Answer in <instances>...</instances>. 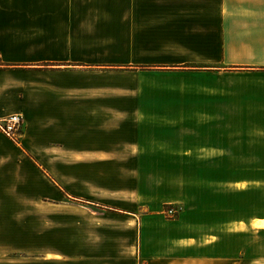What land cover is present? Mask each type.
Segmentation results:
<instances>
[{"label":"crops","instance_id":"obj_1","mask_svg":"<svg viewBox=\"0 0 264 264\" xmlns=\"http://www.w3.org/2000/svg\"><path fill=\"white\" fill-rule=\"evenodd\" d=\"M11 115L0 193L37 196L36 246L0 264H264V0H0ZM62 159L175 164L73 194L65 218L62 179L98 172Z\"/></svg>","mask_w":264,"mask_h":264},{"label":"rangeland","instance_id":"obj_2","mask_svg":"<svg viewBox=\"0 0 264 264\" xmlns=\"http://www.w3.org/2000/svg\"><path fill=\"white\" fill-rule=\"evenodd\" d=\"M23 133V126L21 134ZM18 137L17 143H20V136ZM8 141V139L6 138ZM85 156L78 155V158ZM89 157V156H87ZM175 163H134V162H110V161H94V160H83L79 159L76 162L65 161L62 159L60 162H55L53 165L57 170L58 174H69L70 172L77 173H96L95 176H90V184L93 187L87 188L82 186L83 184H77L73 188L72 192L68 191V183L63 182L62 179L61 187L65 190L66 195L58 203L60 205V216L68 217L70 216L69 209L73 204L72 199L73 194L78 195H88L90 197L96 196L103 190L113 185L124 184L128 189L133 186V181L137 175L134 172L147 170L150 167L155 169L164 168L165 165H171ZM253 167H264V163H253ZM102 173V174H99ZM255 175V172H254ZM10 180L12 178L9 177ZM91 181H93L91 183ZM114 187V186H113ZM102 188V189H100ZM21 188H15L17 192L11 193H0V253L5 254L11 250V245L13 248L15 245L25 244L24 235L25 232L29 234L27 239L29 245L36 246V229H37V196L30 193H25L19 191ZM79 204V203H78ZM169 207H165L164 210ZM22 221L24 224L22 226ZM13 224V225H11ZM13 256H17L14 253Z\"/></svg>","mask_w":264,"mask_h":264},{"label":"built area","instance_id":"obj_3","mask_svg":"<svg viewBox=\"0 0 264 264\" xmlns=\"http://www.w3.org/2000/svg\"><path fill=\"white\" fill-rule=\"evenodd\" d=\"M22 126V117L20 115H11L7 118L0 119V134L4 135L13 143H17ZM178 211V208L169 207L163 211V215L166 219H175L178 215Z\"/></svg>","mask_w":264,"mask_h":264}]
</instances>
